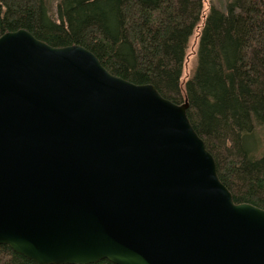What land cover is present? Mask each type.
<instances>
[{"label":"water","instance_id":"95a60500","mask_svg":"<svg viewBox=\"0 0 264 264\" xmlns=\"http://www.w3.org/2000/svg\"><path fill=\"white\" fill-rule=\"evenodd\" d=\"M189 103L89 50L0 37V245L38 264H264Z\"/></svg>","mask_w":264,"mask_h":264},{"label":"trees","instance_id":"16d2710c","mask_svg":"<svg viewBox=\"0 0 264 264\" xmlns=\"http://www.w3.org/2000/svg\"><path fill=\"white\" fill-rule=\"evenodd\" d=\"M224 4L203 22L184 86L201 0H0V37L26 30L52 47L80 45L112 75L152 84L176 103L187 99V116L234 202L264 210V0ZM0 264L38 263L0 245Z\"/></svg>","mask_w":264,"mask_h":264},{"label":"rangeland","instance_id":"374dc122","mask_svg":"<svg viewBox=\"0 0 264 264\" xmlns=\"http://www.w3.org/2000/svg\"><path fill=\"white\" fill-rule=\"evenodd\" d=\"M203 3V14L201 21L197 28L195 29L194 34L191 36L186 52L185 62L183 66V74L181 78V84L182 86L185 85L187 80L192 76L197 62H198V47L200 42V35L203 28V22L205 18L208 16L210 9L213 6H216L217 8L225 9L224 0H201ZM179 103H182L184 101L183 99L178 100Z\"/></svg>","mask_w":264,"mask_h":264},{"label":"bare ground","instance_id":"6f19581e","mask_svg":"<svg viewBox=\"0 0 264 264\" xmlns=\"http://www.w3.org/2000/svg\"><path fill=\"white\" fill-rule=\"evenodd\" d=\"M164 97V96H163ZM166 98V97H165ZM168 99V98H167ZM170 100V99H169ZM172 101V100H171ZM188 102L189 103V101L187 100V99H185V101L183 102V103H179V104H184L185 102ZM176 103V102H175ZM189 108V107H188ZM188 110V109H187ZM206 144V143H205ZM208 150V149H207Z\"/></svg>","mask_w":264,"mask_h":264}]
</instances>
